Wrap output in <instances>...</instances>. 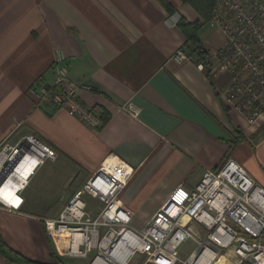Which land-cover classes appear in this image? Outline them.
I'll return each instance as SVG.
<instances>
[{"label":"crops","instance_id":"obj_1","mask_svg":"<svg viewBox=\"0 0 264 264\" xmlns=\"http://www.w3.org/2000/svg\"><path fill=\"white\" fill-rule=\"evenodd\" d=\"M166 1L173 10L164 0H0V143L35 135L57 153L29 178L24 190L29 202L21 212L0 208V238L9 248L41 263H64L45 220L54 218L49 217L52 211H61L74 194L53 210L32 203L40 197L32 177L48 162L59 164L52 177L64 187L78 178L85 183L107 157L135 168L121 198L132 209L137 230L176 186L195 187L205 171L228 158L246 165L264 184L244 153L263 121L249 125L228 104L222 93L229 74L214 58L206 69L199 68L197 59L177 63L172 58L187 43L181 20L203 18L190 3ZM202 28L199 36L213 56L225 35L212 26L207 32ZM57 50L67 55L70 77L91 86L78 94L102 113L100 126L90 127L65 109L40 103L31 92L33 86L54 84ZM129 103L139 108L138 116L126 110ZM194 248L181 249V257ZM142 255L130 264H182L165 254L143 255L138 262ZM0 264L21 263L0 252Z\"/></svg>","mask_w":264,"mask_h":264},{"label":"built area","instance_id":"obj_2","mask_svg":"<svg viewBox=\"0 0 264 264\" xmlns=\"http://www.w3.org/2000/svg\"><path fill=\"white\" fill-rule=\"evenodd\" d=\"M213 10L207 23L225 35V44L212 56L229 74L222 95L249 125H256L264 120V0H217ZM172 58L177 63L195 60L185 48ZM66 59L67 55L57 50L54 84L33 86L31 92L40 103L65 109L86 125L98 127L103 122L102 113L78 94L91 86L70 77ZM198 66L205 69L203 62ZM126 110L133 117L140 113L132 103ZM26 156L35 161L34 167L27 182L15 191L20 201L10 202L2 188ZM56 157V151L35 135L16 142L2 141L0 181L3 176L5 179L0 182V208L21 212L29 178ZM108 158L56 217L45 220L55 235L68 237L69 256L90 258V264H130L137 254L149 259L165 254L182 264H264V187L240 161L228 158L221 167L205 171L193 188L176 186L146 225L137 230L132 227L133 211L121 198L135 168L119 157L118 164L110 168ZM84 195L102 203L97 214L90 212ZM76 236L80 237L77 245ZM186 239L196 246L183 258L180 247Z\"/></svg>","mask_w":264,"mask_h":264},{"label":"rangeland","instance_id":"obj_3","mask_svg":"<svg viewBox=\"0 0 264 264\" xmlns=\"http://www.w3.org/2000/svg\"><path fill=\"white\" fill-rule=\"evenodd\" d=\"M202 30L203 32H207L208 30L209 31L213 30V28H210V26L206 24L203 26ZM261 123L263 125L257 124L258 126H261L258 134L253 136L254 138L253 140L246 143L244 153L246 154V159H247L248 164L256 167L261 178L264 179V120ZM236 159H238V156H236ZM58 166H59L58 163L55 164V163L48 162L45 166H42L43 168L41 172L38 173V176L32 177V179H35V182H36L35 184L40 186V193L38 194L40 195V197L35 198V200H33L32 203H36L40 206L46 205V207L48 205V207L53 210L55 209L53 207L54 206L56 207V205L59 204V201L63 202L64 200H67L69 197H71L74 194V192L78 188L81 189L83 187L84 181H82V179L80 178H78V182L75 181V183H73V185L71 186L64 187L63 184H58L57 181L54 180V177H52L53 175H56V172L59 171ZM256 181L258 182L259 180L256 178ZM262 186L264 187V184ZM46 193L47 195H50V196L53 195V198L49 197L47 199L43 197ZM84 196H85L84 199L88 203L89 207L93 209L94 214H96L100 210V208H102V203L98 199H94L90 197L89 195H84ZM26 200L28 201L27 198ZM27 201H26V204H27ZM59 211H60L59 209L52 211V215L49 217H55ZM49 227L52 230L51 226ZM52 237H53L52 240L55 242V244H57L58 249H60L59 251L62 255V260L64 261L65 264H90V258L88 259L76 258V257L74 258L68 255L67 253L68 237L67 236H56L54 234ZM195 246L196 244H194V242L191 239H186L182 242L180 250L182 249L184 253L185 252L187 253ZM143 258H145V256L143 255L140 256L138 258V262L143 260Z\"/></svg>","mask_w":264,"mask_h":264},{"label":"trees","instance_id":"obj_4","mask_svg":"<svg viewBox=\"0 0 264 264\" xmlns=\"http://www.w3.org/2000/svg\"><path fill=\"white\" fill-rule=\"evenodd\" d=\"M186 3H190L194 8L200 13L203 21H195L191 23L186 19H182L180 27L182 28L185 36L187 37V43L185 45V49L188 50L199 62H203L205 64V69L212 66V55L209 50H207L201 37L199 36L200 29L207 24V21L210 19L213 8L215 7L217 0H183ZM164 3L170 10L173 8L170 6V3L164 0ZM0 252L7 259L18 262L21 264H46L38 261L31 260L15 250L9 248V246L0 238ZM64 264V263H60Z\"/></svg>","mask_w":264,"mask_h":264},{"label":"bare ground","instance_id":"obj_5","mask_svg":"<svg viewBox=\"0 0 264 264\" xmlns=\"http://www.w3.org/2000/svg\"><path fill=\"white\" fill-rule=\"evenodd\" d=\"M119 161H107L106 164L109 165V167H113L114 165L118 164ZM35 161H31L29 156H26L23 161L18 166L15 174H12L7 182L4 184L2 188V192L5 197H8V200L10 202L18 203L20 199L15 195V191L18 187H20L22 184H24L27 181L28 174L32 171L34 167ZM78 236H76L75 239V245H77V242L79 241Z\"/></svg>","mask_w":264,"mask_h":264},{"label":"water","instance_id":"obj_6","mask_svg":"<svg viewBox=\"0 0 264 264\" xmlns=\"http://www.w3.org/2000/svg\"><path fill=\"white\" fill-rule=\"evenodd\" d=\"M4 179H5V176H3V177H2V179H1V181H0V182H2Z\"/></svg>","mask_w":264,"mask_h":264}]
</instances>
